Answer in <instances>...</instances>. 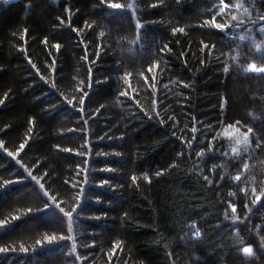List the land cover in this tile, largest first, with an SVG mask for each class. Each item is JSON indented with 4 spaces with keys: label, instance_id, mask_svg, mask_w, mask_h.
Returning <instances> with one entry per match:
<instances>
[{
    "label": "trees",
    "instance_id": "trees-1",
    "mask_svg": "<svg viewBox=\"0 0 264 264\" xmlns=\"http://www.w3.org/2000/svg\"><path fill=\"white\" fill-rule=\"evenodd\" d=\"M0 264H264V0H0Z\"/></svg>",
    "mask_w": 264,
    "mask_h": 264
},
{
    "label": "rangeland",
    "instance_id": "rangeland-1",
    "mask_svg": "<svg viewBox=\"0 0 264 264\" xmlns=\"http://www.w3.org/2000/svg\"><path fill=\"white\" fill-rule=\"evenodd\" d=\"M11 1H14V0H11ZM247 39H249V40H250V37H248Z\"/></svg>",
    "mask_w": 264,
    "mask_h": 264
}]
</instances>
